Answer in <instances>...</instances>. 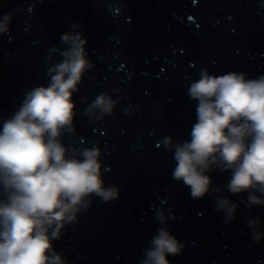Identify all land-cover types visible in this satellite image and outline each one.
<instances>
[{"label": "clouds", "instance_id": "1", "mask_svg": "<svg viewBox=\"0 0 264 264\" xmlns=\"http://www.w3.org/2000/svg\"><path fill=\"white\" fill-rule=\"evenodd\" d=\"M14 14L0 16V34L7 33ZM62 34L50 51L58 61L49 64L48 82L25 92L19 108L0 127V264H65L52 241L66 225L88 210L92 196L104 202L119 196L116 186L105 187L101 149L66 146L65 134L75 135L74 93L94 65L86 50L87 38L79 31ZM51 59V57H50ZM187 95L197 102L196 122L190 140L163 139L172 152V178L182 181L194 199L227 190L247 193L249 208L264 206V75L248 78L244 72L216 75L203 68ZM119 101L107 93L96 96L86 114L111 116ZM230 172L223 188L212 187L211 172ZM216 211L226 222L235 219L237 205L218 197ZM170 210L159 208L161 225L145 250L141 264H171L169 255L182 253L184 245L167 227ZM253 240L264 233L260 221L249 219Z\"/></svg>", "mask_w": 264, "mask_h": 264}]
</instances>
